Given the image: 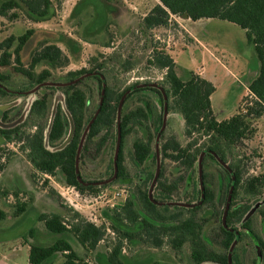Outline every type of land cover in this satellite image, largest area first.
<instances>
[{
	"label": "trees",
	"instance_id": "obj_1",
	"mask_svg": "<svg viewBox=\"0 0 264 264\" xmlns=\"http://www.w3.org/2000/svg\"><path fill=\"white\" fill-rule=\"evenodd\" d=\"M156 1L141 19L145 30L166 27L170 16L192 21L217 19L244 30L259 65L247 87L251 101L242 109L238 108L229 119L217 121L210 108V96L215 91L212 83L191 71L186 72L187 78L182 80L177 63L159 49H154L147 61L152 68L164 72L162 80L156 84L159 88H154L148 83L123 85L116 73H127L135 64L123 60L119 53L108 56L98 53L89 59V67L57 77L56 71L68 66L69 57L57 46V39L48 38L55 33L27 29L21 35H10L1 41L0 101L9 94L10 79L1 69L11 68L30 88L40 86L36 92L38 97L25 117L0 128L1 136L18 146L33 174L47 178L59 176L64 186L73 188L79 195L96 196L102 189L117 183L127 186L122 204L104 209L103 222L99 225L74 210H69L70 217L66 221L59 214H40L37 220L43 223L46 232L61 237L45 246L26 243L30 264H51L57 255L63 258L62 264H96L81 258L71 240L86 252H93L107 236V231L117 235L118 241L105 257V264H122L124 240L141 241L153 248L167 244L175 253L186 248L187 264H228L229 255L231 264H241L237 247L245 235L255 241V245L264 246V236H259L255 226L264 233V203L245 218L257 205L259 197L264 200V174L245 177L247 170L243 161L246 157L236 152L254 137L251 122L264 114V0ZM52 6L51 0H5L0 3V16L13 21L22 12L31 22L41 23L53 16ZM112 38L109 34L103 46L109 47ZM28 43L32 44V49L24 53ZM40 66L42 69L37 71ZM101 77L105 82L102 105L81 142L99 104ZM70 82L73 83L66 86L42 85ZM56 92L62 94V102H53ZM150 93L160 100L159 113ZM164 97L167 113L178 114L183 120L184 141L165 136L167 121L158 138L157 159L155 143L163 123ZM122 98L118 123L117 111ZM9 112L2 114L3 122H7ZM118 126L117 175L111 182L101 184L113 176ZM136 133L141 135L131 142L127 160L125 142ZM203 152L204 197L197 204L201 198L198 159ZM157 160L159 169L150 199L148 192L156 174ZM214 166L218 171H210ZM231 174L234 185L223 226ZM43 188L59 201L54 189L48 186V179H44ZM172 203L197 205L183 207ZM25 209L26 204H17L14 216ZM4 218L5 213L0 210V220ZM210 222L211 230L205 232ZM31 233L33 230L30 237ZM64 235L67 238H63ZM252 263L258 264L257 257Z\"/></svg>",
	"mask_w": 264,
	"mask_h": 264
},
{
	"label": "rangeland",
	"instance_id": "obj_2",
	"mask_svg": "<svg viewBox=\"0 0 264 264\" xmlns=\"http://www.w3.org/2000/svg\"><path fill=\"white\" fill-rule=\"evenodd\" d=\"M3 1L5 0H0V3ZM51 2L53 11L50 12L53 16L41 23L31 22L22 12L13 21L0 16V42L10 35H21L27 29L46 31L50 35L55 33L56 35L48 38L57 39V46L69 57L68 66L56 71L57 77L89 67V59L98 53L104 56L119 53L123 60L135 64L133 70L121 75L115 69L125 86L134 83L159 84L164 72L147 64L154 49H159L168 53L177 63V71L182 80H186V72L191 71L212 83L215 91L210 96V108L217 121L229 119L236 114L238 108L242 109L244 104L251 101L247 87L255 78L259 65L244 30L235 24L217 19L192 21L177 18L176 21L187 30V35L170 18L166 27L145 30L141 19L155 5L156 0ZM109 34L113 36L112 42L109 47H105L103 45L109 40ZM31 49L32 44L28 43L24 53ZM41 69L40 66L37 71ZM1 72L10 76L9 94L0 101V128H3L25 117L38 95L37 91L30 93L34 88H30L26 80L12 73L11 68L1 69ZM149 95L159 113V98L152 93ZM62 100V94L56 92L53 102ZM7 110L10 111L8 120L3 122L1 117ZM167 121L169 125L165 129V136H174L183 142L184 124L180 115L169 112L166 115ZM251 126L255 129L254 137L245 141L244 147L236 151L246 157L243 161L247 170L245 177L264 174V114L253 120ZM140 135L132 134L126 139L124 153L127 160L130 159L131 142ZM216 170L218 171L215 166L210 168L212 172ZM44 179H48V186L54 189L59 201L48 194L47 188H43ZM126 192L127 186L117 183L102 189L96 196L79 195L75 190L64 186L59 176L47 178L33 174L31 165L18 150V146L7 142L0 134V210L5 213L7 220L3 219L0 224L11 222L15 227L0 231L1 264H11L5 262L11 260L15 264H30L26 243L45 246L61 237L46 232L43 223L37 220L40 214H59L66 221L70 217L69 210H74L87 221L99 225L103 222L102 211L121 205ZM20 203L26 204V209L15 217V208ZM261 203H264L263 197L258 198L257 207ZM255 226L256 232L263 237V231ZM236 228L240 229L239 225ZM31 230L33 233L30 237ZM210 230L211 222L206 225L205 232ZM62 237L67 238L66 235ZM117 241V235L107 231V236L93 252H86L75 240H71V243L81 258L91 263L105 264V257ZM122 245V264H187L189 259L186 248L175 253L167 244H163L161 248H153L141 241L124 240ZM254 245L255 241H251L248 236L242 238L237 247L241 264H253V259L257 257ZM13 253L17 255L12 256ZM50 263L62 264L63 258L57 255ZM258 264H264V252L261 253Z\"/></svg>",
	"mask_w": 264,
	"mask_h": 264
},
{
	"label": "water",
	"instance_id": "obj_3",
	"mask_svg": "<svg viewBox=\"0 0 264 264\" xmlns=\"http://www.w3.org/2000/svg\"><path fill=\"white\" fill-rule=\"evenodd\" d=\"M102 81H103V85H102V89H101V93H100V99H99V104H98V107L96 109V112L94 113L92 119L90 120V122L88 123L86 129H85V132L83 134V137L81 139V142L83 141V138L85 136V133L87 132V129L88 127L91 125V123L94 121V119L96 118V116L98 115L99 111H100V108H101V105H102V99H103V95H104V89H105V82L103 80V78L101 77ZM73 82H70V83H66V84H54V83H44L42 85H49V86H66V85H70L72 84ZM150 87H154V88H159L158 85L156 84H149ZM40 87V86H39ZM39 87H36L34 88L33 90L30 91V93H35ZM123 98L121 99L120 101V104H119V107H118V111H117V122L119 123V115H120V105H121V102H122ZM166 115H167V102H166V99L164 97V106H163V115H162V120H163V123H162V127L156 137V155H157V159H158V151H157V142H158V138L160 136V132L165 128V124H166ZM118 133H117V145H116V149H115V154H114V160H113V176L104 181V182H101V184L103 183H108V182H111L113 179H115L116 175H117V164H116V159H117V150H118V144H119V140H120V135H119V126H118ZM207 153H210V154H213L211 153L210 151H207ZM205 154V152H203L199 159H198V174H199V183H200V191H201V198H200V201L197 203V204H200L203 200V197H204V187H203V183H202V176H201V162H202V157L203 155ZM218 160V159H217ZM218 162L223 165V163L221 161L218 160ZM225 166V165H224ZM158 160H157V170H156V174H155V177L152 181V185L149 189V192H148V196L150 199H152L151 197V192H152V188L154 186V183H155V180H156V177H157V174H158ZM231 177H232V183H231V187H230V190H229V193H228V197H227V202H226V205H225V208H224V212H223V217H222V222H223V226L225 225V216H226V213H227V210H228V205H229V201H230V196H231V192H232V189H233V185H234V177L233 175L231 174ZM86 185H89V184H86ZM197 204H192V205H184V204H177V203H172V205H177V206H183V207H194L196 206ZM257 208V205L254 209H251L247 215L245 216V218L247 219L253 212L254 210ZM236 235V239H235V242L237 241V238H238V235L237 233H235ZM235 242L233 243L232 247L234 246ZM232 247L230 249V251L232 250ZM228 264H231V260H230V255L228 256Z\"/></svg>",
	"mask_w": 264,
	"mask_h": 264
},
{
	"label": "crops",
	"instance_id": "obj_4",
	"mask_svg": "<svg viewBox=\"0 0 264 264\" xmlns=\"http://www.w3.org/2000/svg\"><path fill=\"white\" fill-rule=\"evenodd\" d=\"M184 31L187 33V35H188V32H187V30L184 28ZM201 76H202V74L201 73H199ZM203 77V76H202ZM205 79V78H204ZM4 220H6V218H4ZM1 222L3 221V220H0ZM6 222H7V220H6ZM6 222H5V224H0V231H5V230H9V229H12L13 227H14V223H9V224H6ZM15 228V227H14ZM28 251H29V248H28ZM12 256H15V255H17L16 253H13V254H11ZM5 262H8V263H11V264H15V262H14V260H11V261H5ZM0 264H1V261H0ZM3 264H7V263H3Z\"/></svg>",
	"mask_w": 264,
	"mask_h": 264
},
{
	"label": "flooded vegetation",
	"instance_id": "obj_5",
	"mask_svg": "<svg viewBox=\"0 0 264 264\" xmlns=\"http://www.w3.org/2000/svg\"><path fill=\"white\" fill-rule=\"evenodd\" d=\"M256 247V254H257V260L258 263L260 262V256L261 253L264 252V246H258V245H254Z\"/></svg>",
	"mask_w": 264,
	"mask_h": 264
},
{
	"label": "built area",
	"instance_id": "obj_6",
	"mask_svg": "<svg viewBox=\"0 0 264 264\" xmlns=\"http://www.w3.org/2000/svg\"><path fill=\"white\" fill-rule=\"evenodd\" d=\"M170 18H172L173 20H177V17H175V16H170ZM176 23L178 24V26L179 27H181L182 29H184V27H182V25L180 24V23H178V21H176ZM71 190L73 189V188H71V187H69ZM74 190V189H73Z\"/></svg>",
	"mask_w": 264,
	"mask_h": 264
}]
</instances>
